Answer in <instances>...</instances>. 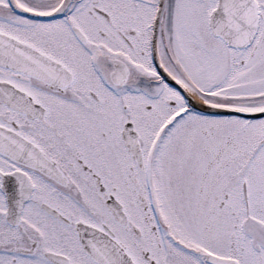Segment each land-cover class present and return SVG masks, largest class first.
Segmentation results:
<instances>
[{
    "label": "snow or ice",
    "instance_id": "snow-or-ice-1",
    "mask_svg": "<svg viewBox=\"0 0 264 264\" xmlns=\"http://www.w3.org/2000/svg\"><path fill=\"white\" fill-rule=\"evenodd\" d=\"M0 264H264V0H0Z\"/></svg>",
    "mask_w": 264,
    "mask_h": 264
}]
</instances>
